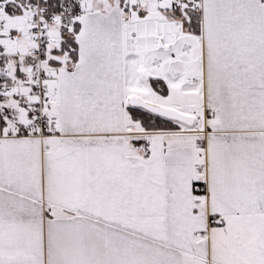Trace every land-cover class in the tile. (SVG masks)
Segmentation results:
<instances>
[{"label":"snow or ice","instance_id":"1","mask_svg":"<svg viewBox=\"0 0 264 264\" xmlns=\"http://www.w3.org/2000/svg\"><path fill=\"white\" fill-rule=\"evenodd\" d=\"M0 264H264V0H0Z\"/></svg>","mask_w":264,"mask_h":264}]
</instances>
